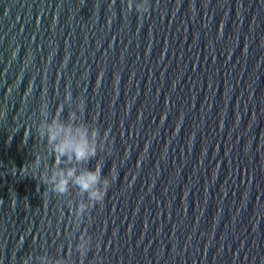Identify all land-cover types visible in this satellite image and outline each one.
Instances as JSON below:
<instances>
[{
	"label": "water",
	"instance_id": "95a60500",
	"mask_svg": "<svg viewBox=\"0 0 264 264\" xmlns=\"http://www.w3.org/2000/svg\"><path fill=\"white\" fill-rule=\"evenodd\" d=\"M126 8L0 0V264L67 255L84 229L99 247L74 264H264V0ZM66 87L109 130L86 167L117 174L78 227L30 164L41 96L54 112Z\"/></svg>",
	"mask_w": 264,
	"mask_h": 264
},
{
	"label": "clouds",
	"instance_id": "9594fccd",
	"mask_svg": "<svg viewBox=\"0 0 264 264\" xmlns=\"http://www.w3.org/2000/svg\"><path fill=\"white\" fill-rule=\"evenodd\" d=\"M154 6H158V0L156 5L152 4V0H127L126 10L131 11L134 8L140 17L146 16L150 7ZM84 109V100L81 97L74 99L67 87L62 102L56 106L54 112L50 111L48 100L42 95L35 131L36 136L43 142L45 151L43 154H36L34 161L30 163L34 169L40 170L39 178L46 185V195L49 192L58 198L64 194L71 195V198L66 200V205L73 211V203L76 204V227L82 219H85L86 224L92 222L91 210L95 205L103 203L110 184L117 178L113 167L108 175H101L103 158L96 159L93 169L86 167L89 159L98 156V151L110 154L111 141L108 129L101 133L94 121H85ZM50 157L51 164L48 163ZM69 247L67 255L61 256L59 251L53 257L41 246L39 254L29 253L21 257L20 264H74L77 259L83 262L89 251L92 248L98 249L99 245L97 238L84 229L77 238L74 250L72 244ZM74 254L76 260L72 258ZM15 255L14 251L13 261Z\"/></svg>",
	"mask_w": 264,
	"mask_h": 264
}]
</instances>
